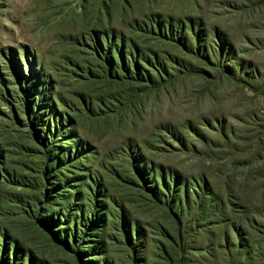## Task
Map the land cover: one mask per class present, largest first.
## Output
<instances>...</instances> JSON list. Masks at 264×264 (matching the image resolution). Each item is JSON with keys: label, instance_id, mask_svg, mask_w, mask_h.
Segmentation results:
<instances>
[{"label": "rangeland", "instance_id": "obj_1", "mask_svg": "<svg viewBox=\"0 0 264 264\" xmlns=\"http://www.w3.org/2000/svg\"><path fill=\"white\" fill-rule=\"evenodd\" d=\"M0 264H264V0H0Z\"/></svg>", "mask_w": 264, "mask_h": 264}]
</instances>
